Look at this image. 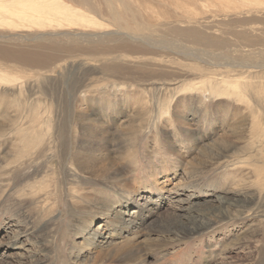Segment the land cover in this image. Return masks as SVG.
I'll return each mask as SVG.
<instances>
[{
	"label": "rangeland",
	"instance_id": "1",
	"mask_svg": "<svg viewBox=\"0 0 264 264\" xmlns=\"http://www.w3.org/2000/svg\"><path fill=\"white\" fill-rule=\"evenodd\" d=\"M92 1L105 19L127 8L154 26L155 41L186 46L168 51L133 42L116 53L93 46L78 57L66 49L50 67L27 66L23 79L15 70L22 88L0 92V264H264V95L255 93L249 108L199 94L198 107L183 104L162 116L150 99L191 74L220 77L230 69L222 54L261 62L262 69L236 70L264 80V5L233 12L218 0H128L124 8L114 0L112 13L107 0ZM251 17L261 19L243 25ZM185 29L192 38L179 35ZM69 73L87 88L71 91ZM120 82L130 87L114 91L111 84ZM40 119L55 130L44 152L29 131ZM134 194L152 209L128 201ZM126 203L137 225L114 234L107 224ZM188 222L201 224L190 230ZM83 224L101 225L117 244L133 238L136 258L122 259L114 245L82 246Z\"/></svg>",
	"mask_w": 264,
	"mask_h": 264
},
{
	"label": "bare ground",
	"instance_id": "2",
	"mask_svg": "<svg viewBox=\"0 0 264 264\" xmlns=\"http://www.w3.org/2000/svg\"><path fill=\"white\" fill-rule=\"evenodd\" d=\"M107 1L111 4L109 11L114 13V7H117L115 1ZM117 1L120 2V5L124 8L125 6H123L124 4L122 5L121 2L128 0ZM242 1L243 4H240ZM92 2V0H0V58L2 59V57H6V59H4L6 60L5 64L4 62H0V92L3 94H15V90L13 89L17 88L20 90L23 86L20 81L17 82L19 76L15 74L17 73L15 70L21 73H19L22 75L20 78L23 79V71L31 70L26 68L27 66H34L40 69L50 67V65L47 64L48 60L53 59L54 55L61 50L67 49V51H78L72 54V57H78L84 55L88 49L93 48V46L100 48L105 46V49L111 53L114 52L120 44L126 43L134 45V43L141 42L148 47L154 48L157 46L156 43H159V49L161 48L168 51H173L172 48L179 49L180 47L186 46L184 43L181 45L179 43L170 42L169 40H163L165 44H161L160 41H155V37L153 38L151 33H149L151 30L154 31V26L147 22L139 21L134 13L127 8L124 9V11L127 12L126 15L115 13L108 19H105L101 15V10L97 7V4ZM186 2L189 1L183 0L181 3L183 4ZM225 2L226 3L223 5V3L218 0L220 8H226L227 11L233 12L240 11L243 6H249L247 10L252 12L257 6L264 5V1L262 0H235L233 2L225 0ZM236 2L238 4H236ZM175 6L177 8L180 7L177 3H175ZM254 19L260 20L261 18L251 17L248 20L245 19L243 25L246 24L247 21H252ZM188 22L190 24H195V21ZM188 22L186 24H188ZM111 25H114L115 29H110ZM193 27L194 26H192V28ZM194 34L195 33L188 29H185L179 35L192 38ZM194 37L195 40L199 39L197 34ZM204 39L206 38L201 36L199 40L202 41ZM24 41H36V45H33L32 47H24ZM189 41L193 42L192 40ZM46 47H50L51 50L49 52L43 51ZM116 51L114 53H116ZM33 52H35L36 57L32 55ZM221 56H223V62H225L226 66L230 68L228 72L222 73L220 77L213 74L211 76H203L198 80L195 79L196 75H189L193 78L181 81L177 86L169 88L167 92H163V95L161 96L150 98L154 101V112L159 116H162L163 114L170 115L172 107H183V104L184 106L189 104L191 108L198 107L197 103L199 101H197V99L202 100L198 97L199 94L206 98H210L208 100L234 98L248 104L250 108L251 98L253 99L255 97V93L259 96L264 95V80H256L257 77L251 78V75L248 73L243 76L244 72L236 70V67L242 69H262V63L250 64L247 63L248 61H239L234 57L228 58L224 56V54ZM14 59L19 60L22 65ZM185 59L189 58L186 56ZM212 59L214 60V58ZM9 61L19 64H8ZM23 62L25 63L24 65ZM205 62L211 67H216L218 63H221L219 61L213 65L211 62ZM218 65L221 66V64ZM233 69L234 72H238L233 74L234 76H231V71ZM71 75L72 74L69 73L67 82L71 91L75 90L74 92H77L80 88H87L88 84H83L85 80L72 81ZM253 81L256 84H254ZM122 85L130 87V85H126L123 82L111 84V87L116 91L119 90L118 88ZM191 93H194L195 97H186V94ZM183 101L186 102L182 103ZM76 112L80 116L81 114L85 116L88 114V112L84 113L83 108H78ZM89 116L90 115L88 114L85 118H88ZM159 118L158 120H160ZM5 120H7V118ZM91 121L96 122L93 117L91 118ZM39 123L40 125L37 129L34 130L33 128H30L29 131L35 138L38 137L40 149L44 152L45 150L47 151L44 144L50 143L51 145L55 130L50 127L41 126L42 124L48 123L45 119H40ZM96 126L98 128L102 127L99 124H96ZM28 138L30 137L28 136ZM139 198L138 195L134 194L127 199L128 201L135 203L136 206H139L138 208L142 211H149L152 209V207L148 206L147 202L142 205L139 204ZM129 207V204L125 205L123 211H118L116 213V216L113 218L114 222L107 224L114 227V234H116V232L120 234L131 233V230L136 227L137 223L133 221V219L135 220L136 218H134L133 212ZM109 218L111 219V217ZM198 223L191 225V223L189 224L188 222V224L184 226L188 227L190 230H196L197 226L201 224ZM89 224H83L84 227L77 233V238H83V241H85L84 243H86L82 246L94 244L95 247L102 250V247L114 245L113 251H115L116 254L122 253L120 256L122 259L134 260L136 258V254L132 252V247L134 245L133 238L126 237L128 240L125 243L117 244L116 242H110L108 235H105L104 231H102L101 225L98 224L93 227ZM180 230H184L183 227H181ZM77 256L79 257V254ZM99 256L103 255L100 253ZM76 259L78 258L76 257Z\"/></svg>",
	"mask_w": 264,
	"mask_h": 264
}]
</instances>
